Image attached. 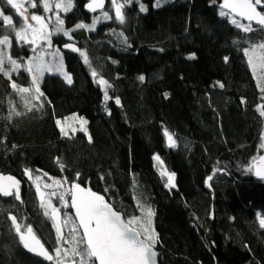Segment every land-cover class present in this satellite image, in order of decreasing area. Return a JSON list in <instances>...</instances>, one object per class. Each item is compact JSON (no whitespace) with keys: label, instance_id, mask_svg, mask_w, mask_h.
I'll use <instances>...</instances> for the list:
<instances>
[{"label":"trees","instance_id":"16d2710c","mask_svg":"<svg viewBox=\"0 0 264 264\" xmlns=\"http://www.w3.org/2000/svg\"><path fill=\"white\" fill-rule=\"evenodd\" d=\"M28 1L43 12L44 0ZM61 1L72 4L59 11L64 31L90 25L110 4L93 14L84 8L89 0ZM119 1L123 23L111 15L70 36L52 24L71 83L45 73L38 97L18 105L0 73V170L78 183L127 221L150 209L160 264H264V178L253 173L264 155L262 91L245 54L264 43V26L241 30L219 14L223 0H160L159 7L157 0ZM0 10L11 17L0 21V39L22 61L30 51L15 39L19 16L6 0ZM69 42L79 51L65 50ZM14 75L18 87L31 85L25 70ZM71 114L87 120L88 134L61 135L57 121ZM26 185L20 196L0 198V264H56L26 253L10 220L33 228L51 252V222Z\"/></svg>","mask_w":264,"mask_h":264},{"label":"snow or ice","instance_id":"6c2138e0","mask_svg":"<svg viewBox=\"0 0 264 264\" xmlns=\"http://www.w3.org/2000/svg\"><path fill=\"white\" fill-rule=\"evenodd\" d=\"M129 2H131V0H129ZM7 4L10 5L13 9H15L18 14H24L25 10H22L23 6L17 3L16 0H7ZM261 4L262 0H255V3H253L252 0H233V2L231 3L229 2V0H224V4L221 5V8L231 9L236 12L239 16L246 18L250 22L247 26L239 24L235 18H233L231 22L235 24L238 28H243V30L247 32L252 31L251 22L253 20H255L259 25L264 26V14L256 11V7L260 6ZM113 5L115 7L116 18L121 23H123L124 16L122 14L121 9L124 7V5L117 4L116 0H113ZM35 6V4L32 5V7ZM156 6H160V0H157ZM56 7L61 8L62 5L57 4ZM87 7L92 11H95L97 7L102 8L103 0H99V3H96L95 6L90 3ZM44 8L46 11L49 10V4L47 2L44 3ZM71 8L72 4L71 2H69L67 7H63V11H70ZM141 10H144L143 6H141ZM220 15L225 16L226 13L224 11H221ZM0 16H3L2 12H0ZM3 19L5 22H11L10 16H3ZM31 19L33 21H36L38 24V27H32L31 25H29L32 34L31 40H27V34L25 33L22 35L21 32L16 33L17 38L23 40L25 43H31L32 45H35L38 40L47 41L50 45V37L53 33L46 31L47 26L43 22L42 17L39 15H33ZM99 19V17L94 18L92 25L78 24L76 25V29H94L95 24L99 21ZM103 19H109L107 12L103 13ZM57 21L58 27L55 29L56 32H64V35L70 36V32L76 30L72 29L69 31H64L62 27L63 20H61L60 17L57 16ZM8 43L9 41L7 37H5L3 40H0V44ZM65 47L71 48L73 51H79L72 44L65 45ZM261 47L264 48V46ZM58 52L59 50H57V55ZM245 54L249 56V64L253 68L254 74L257 68L264 69V52L258 53L257 50L253 48L251 52H249L248 49H245ZM81 55L84 56L85 63H89L87 56L84 53H81ZM60 59L62 60V58ZM225 59L227 60L228 58L226 57ZM3 63V58H0V66H2ZM11 63L15 66L13 69L14 71L20 67V65L16 64V61H11ZM33 68L36 72V75L33 76V83L35 84L37 78L39 76H42L45 70V64L43 62L42 57L37 56L32 58L28 70L31 72L33 71ZM62 70L63 65L62 63H60L57 65V71ZM0 71H3L2 67H0ZM92 75L93 77H96L97 73L93 71ZM65 76L68 83H71V77L68 76L66 73ZM139 79L143 81L144 77L140 76ZM99 84L105 86V89H107V87H110V85L107 84V81L103 79L99 80ZM13 87H15V85H13ZM35 90L37 93H39L38 85L36 86ZM21 91L27 92L29 91V89L25 88L21 89ZM107 99V91H105V100L107 101ZM116 102L119 103V100H117ZM262 115H264V113H262ZM57 124H60V121H57ZM165 136L168 139L169 146L175 147L176 144L172 134L165 130ZM155 159L158 162L162 163L158 156L155 157ZM260 161L262 166L256 167L255 175L260 178H264V156L260 157ZM253 167H255V165H253ZM251 170L252 167L248 169V171ZM25 174L29 176V179H31V174L28 170H25ZM208 179L211 180L212 177L210 176ZM5 180L9 182L7 185L2 183ZM54 184L59 185L60 181H54ZM168 184L174 186L172 175H168ZM13 186L17 188L19 187V182L15 180V178L11 176H0V191H2L5 196L11 194L6 189L11 188ZM45 187L50 188L52 187V185L46 184ZM69 192L71 195L70 207L71 209H74L75 216L79 220V227L83 229V238L81 239L80 243L85 246L80 250L74 249L77 254L86 256L88 260H92L94 258L96 261L99 262V264H153L152 258L156 255V253L153 251L155 237L153 235H145L143 238H141V232L137 231L135 227L130 226L133 223L137 222L139 218L134 221L125 222L122 219L121 214L117 211H114L112 206L105 201L103 196L98 195L92 192L91 190H86L82 188L78 183H73L71 185V188L69 189ZM37 193L41 197L42 206H44L46 203V194L40 191L39 184H37ZM51 195H58L61 201L65 200V195L63 193H57L54 191L51 193ZM63 207L67 208L69 207V205L65 203ZM57 212L58 209L52 208L53 218L56 217ZM45 214H48L47 211ZM146 215L149 218L148 222L150 223V217L153 215L150 209L147 210ZM69 219L70 217H68V214L65 213V223H67ZM260 223L262 226H264V219H261ZM54 226L56 227V231L59 234L60 227L56 225ZM148 231V228L145 227L144 232L147 233ZM29 232H31V228H29ZM60 238L61 237L58 235V240ZM21 239L23 240L24 237L21 236ZM36 243L39 244V241L37 240ZM24 246L26 248H29L27 242H25ZM29 250L34 251L35 249L29 248ZM57 252H59V249H57ZM40 254L44 255L46 259H52V257L47 255V253L43 250L40 252Z\"/></svg>","mask_w":264,"mask_h":264},{"label":"rangeland","instance_id":"374dc122","mask_svg":"<svg viewBox=\"0 0 264 264\" xmlns=\"http://www.w3.org/2000/svg\"><path fill=\"white\" fill-rule=\"evenodd\" d=\"M53 1L54 0L42 1L41 7L43 9V12L39 13L36 11V6L32 7V5L34 3H32L28 0H16L17 3H19L23 6L22 10H25L24 14L21 15V14H18L15 9H13L14 13L19 16V23L15 29L16 42L19 45L27 46V48L30 51V54L25 59H23L21 61L18 58L13 56V54L11 52V42L9 39H8V41H9L8 44H0V58H3V60H4L3 65L0 66L3 68V71H0V73H2L5 77L10 79L12 86L15 85L14 88H15L16 92L19 94V98L16 97V99H18V101H19V103H17L18 105L21 103H24V101L26 102L27 98L38 97L39 93H37L35 90L37 85L39 86V92H40V78L42 76H39L36 80V83L34 84L33 83V76L36 75L35 69L33 68V71H31V72L28 70L29 64L32 61V58L37 57V56L42 57L43 62L45 64V70H44L43 74H45V73L57 74V75L61 76L62 78H64L65 81H67L65 73L68 76H70L65 70V66H64V62H63V56H62L61 51L53 43V37H52L53 34L50 37V41H51L50 45L47 41H44V40H38L35 45H32L31 43H25L23 40L18 39L17 35H16L17 32H21L22 35L26 33L27 34L26 39L29 41L31 40L32 34H31V29L29 28V25H31L32 27H38L37 22L33 21L31 19V17L33 15L41 16L43 22L47 26L46 31L52 32V30H53L52 24L56 25V26L58 25L57 16H59V11L60 10L63 11V7H66V5H67L65 1L60 0L58 3L57 2L55 3V8L51 9ZM91 1H94V0H89V2H91ZM45 2H47L49 4V10H47V11L44 8ZM116 2H118V4H121V2L119 0H116ZM252 2L255 3V0H252ZM57 4H61L62 7L57 8L56 7ZM222 4H224V0L221 3V5ZM262 4L260 6L256 7V11L264 14L260 8L262 6ZM121 5H123V4H121ZM108 9H109V11H103L98 16H96L94 18L99 17L100 18L99 21L105 20V19H103V13L104 12H107L108 16L114 15L116 17V12H115V7L113 5V0H110V4H109ZM50 10H51V13H49ZM221 11H224L226 13V15L222 16V17H226L230 22L232 21L233 18H235L237 20V22L241 25L247 26L250 23L248 20H244L242 18H239V17L231 14L225 8L224 9L220 8L219 14ZM0 12H1V10H0ZM3 16H5V15H3ZM3 16H0V21H2L4 24H10V23L4 21ZM94 18H93V20H94ZM92 23H93V21H92ZM92 23L90 25H92ZM255 25H259V24L255 20H253L251 22V28L254 29ZM240 29L243 30V28H240ZM53 33H54V30H53ZM3 39L4 38H2L0 40H3ZM261 46H264V43L257 44L248 50H249V52H251L252 49L255 48L258 53L264 52V48H262ZM34 49H35V51H34ZM57 50H59L58 55H57ZM246 57H247V60L249 63V56L246 55ZM60 58H62V60ZM11 61H16V64L20 65V67L14 71L13 69L15 66L11 63ZM60 63H62V65H63V70L57 71V65ZM250 68L253 71V68L251 66H250ZM19 69L25 70L31 78L32 83L28 88H26V89H29V91H27V92L21 91V89H25V88L18 87L15 84L14 79H12V77L15 76L14 74H17ZM253 73H254V71H253ZM254 75H255L257 82H258V85L262 91L261 103L259 104L258 108H259V111L261 113H264V69L257 68ZM58 127L60 129L61 135H63V136L73 134L76 131H83L86 134H88L87 120L84 117H81L77 114H71L68 117L64 118L63 120H60V124H58ZM62 129H63V131H62ZM261 146H262V150H263L262 154H264V138L262 140ZM159 169L162 173H166L160 167H159ZM164 175H166L167 181H168V175L169 174H164ZM31 179H32L31 182L27 183V185H26L27 189L29 188V185L34 188V187H37V184H39V187L44 189L45 194H46L45 195L46 203L44 206H42V204L40 202V207L42 209L43 214L51 222L53 235H52L51 240H49V241L52 242L51 243V246H52L51 252L53 255L54 262L56 264H63L65 262H73L74 264H91L86 256L77 254V252L74 251V249L75 250L82 249V246L80 243L82 237H81L80 231L78 229V226L76 224V221H75L71 211L69 210V207H67V208L63 207V205L65 203L70 205L69 189H70L71 185H69L64 180L59 179L57 177H54L52 175H49L47 173H42V174L38 173L37 175L32 176ZM54 181H60V184L59 185L54 184ZM46 184L52 185V187L46 188L45 187ZM54 191L57 193H63L65 195V200L61 201L59 199L58 195L57 196L51 195V193ZM52 208L59 209L62 213V221L61 222H62L64 237L62 239H59V240H58V236L56 234V230H55L53 223L50 219V213L52 211ZM46 211L48 213L47 215L45 214ZM65 213H67L68 217H70V219L68 220L67 223H65ZM137 218H139L138 221L133 223L131 226L138 229V231L141 232L142 237H144L145 235H153L155 237V242H156V234H155V231L153 229L152 216L150 217V223L148 222L149 218L147 217L146 212L139 214V215L133 217L131 220H128V221H134V220H137ZM260 221H261V219L258 218V223L260 226H262ZM11 222L14 224L16 229H20V230L22 229V231H26L29 228L28 226L21 228L22 221H20V222L17 221L15 217L11 220ZM145 227H147L149 230L147 233L144 232ZM31 230L37 236V234L35 233V230L33 228H31ZM37 238L42 242L43 237L41 239L39 236H37ZM154 245H155V243H154ZM57 249H59V252H57Z\"/></svg>","mask_w":264,"mask_h":264},{"label":"water","instance_id":"95a60500","mask_svg":"<svg viewBox=\"0 0 264 264\" xmlns=\"http://www.w3.org/2000/svg\"><path fill=\"white\" fill-rule=\"evenodd\" d=\"M229 2L231 3V2H233V0H229ZM90 3L93 4V5L95 6L96 3H99V0H94V1H91V2H88V3L85 4V7H84V8H85V10L88 11L89 13H93V14H94V13H99V12L103 11L104 8H105V0H103V7H102V8L97 7V8L95 9V11H92V10H90V9L87 7ZM225 9H226L228 12H230L231 14H233V15H235V16H237V17L242 18V19H244V20H247L246 18L239 16V15H238L236 12H234L233 10L228 9V8H225ZM68 44H72V45H74V47L77 49V46H76L74 43H71V42L64 44V45H63V48H64L65 50L71 52V53H76L77 51H73L71 48H66V47H65V45H68ZM263 156H264V155H263ZM261 157H262V156H261ZM253 165H255V167H253V173H254V175H255L256 167H261V166H262V165H261L260 158L257 159V160L253 163ZM0 176H3V177H9V176H11V177L15 178V180H17V181L19 182V187H18V188L15 187V186H13V187H11V188H7V189H6V190H8V191L11 193V194L8 195V196H5V195L3 194V192L0 191V198L3 199V200H6V199L10 198V197L13 196V195H15V196H20L21 193H22V190H23V183L27 184V183H30L31 180H32V179H29V176L25 174V171L23 172L22 176L18 177V176H16V175H13V174H10V173H4V172H2V171L0 170ZM255 176H256V175H255ZM256 177H258V176H256ZM258 178H260V177H258ZM2 183L5 184V185H7L9 182L5 180V181H3ZM80 186H81L82 188L86 189V190H89L88 188H86V187H84V186H82V185H80ZM70 188H71V187H70ZM33 191H34V194H35L36 199L38 200V202H41V197H40V195L37 193V187H34V188H33ZM40 191H41L42 193H45L44 189H42L41 187H40ZM91 191H92V190H91ZM92 192H94V191H92ZM94 193H96V192H94ZM96 194H98V193H96ZM98 195H100V194H98ZM101 196H102V195H101ZM103 197H104V196H103ZM69 199H70V205H71V195H70V194H69ZM104 199H105V201H106L108 204H110V205L112 206V208H113L114 211H117V210L113 207V205H112V204H111V203H110L105 197H104ZM70 205H69L70 211H71V213H72V215H73V217H74V219H75V221H76V224H77L78 229H79V231H80L81 237L83 238V229L79 227V220H78V218L75 216V211H74V209H71ZM117 212H119V211H117ZM119 213L121 214L122 219H123L125 222H128V221L124 218L123 214H122L121 212H119ZM9 217H10V220H12V219L14 218L13 215H10ZM50 219H51V221H52V223H53V226L56 225V226H59V227H60V233L58 234L57 231H56V234H57V236L59 235V236L61 237L60 239H62V238L64 237V233H63V227H62V222H61V221H62V213H61V211L58 209V212H57L55 218H53V216H52V211H51V213H50ZM130 226H131V225H130ZM132 227H133V226H132ZM54 228H55V230H56V227H55V226H54ZM137 231H138V229H137ZM16 234H17V236H18V239H19V242H20V244H21V247L23 248V250H24L26 253L31 254V255H34V256H37V257H40V258H42V259H44V260H46V261H52V260H53V255H52V253H51V252H50V251L44 246V244H43V243L37 238V236L32 232V230H31V232H29V228H28L26 231L16 230ZM21 236L24 237L23 240L21 239ZM141 238H143V237L141 236ZM37 240L39 241V244L36 243ZM25 242L28 243L29 248H32V249H35V250H34V251H31V250H29V248H26V247L24 246V245H25ZM42 250H43L44 252H46L47 255L51 256L52 259H51V260L46 259L44 255H41L40 252H41ZM153 251L156 253V255L152 258V260H153V264H160L159 261H158L159 252L155 249L154 246H153ZM92 260L94 261V264H99V262L96 261L94 258H93ZM63 264H74V263H73V262H65V263H63Z\"/></svg>","mask_w":264,"mask_h":264}]
</instances>
